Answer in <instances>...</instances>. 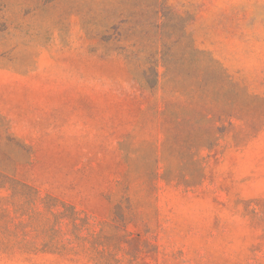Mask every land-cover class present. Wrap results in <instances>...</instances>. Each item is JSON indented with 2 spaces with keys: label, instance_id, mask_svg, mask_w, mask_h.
<instances>
[{
  "label": "rangeland",
  "instance_id": "374dc122",
  "mask_svg": "<svg viewBox=\"0 0 264 264\" xmlns=\"http://www.w3.org/2000/svg\"><path fill=\"white\" fill-rule=\"evenodd\" d=\"M125 49L170 50L156 55L158 88H141ZM217 65L229 82L212 101ZM196 77L199 102L223 109L210 149L171 143L164 125L163 101L183 103L178 86ZM3 174L94 230L128 197L136 257L113 249L115 264H264V0H0ZM0 264L93 262L13 246Z\"/></svg>",
  "mask_w": 264,
  "mask_h": 264
},
{
  "label": "trees",
  "instance_id": "16d2710c",
  "mask_svg": "<svg viewBox=\"0 0 264 264\" xmlns=\"http://www.w3.org/2000/svg\"><path fill=\"white\" fill-rule=\"evenodd\" d=\"M125 57L131 65H135V77L144 90L153 91L159 87L158 57L170 55V50L150 51L125 49ZM144 54L146 65H136V61ZM135 59V64H134ZM168 65V64H167ZM164 64L165 77L170 68ZM140 66V67H139ZM138 67V68H137ZM139 69V70H136ZM222 67L215 66L212 85V96H208L197 77L193 84L181 82V95L185 96L181 104L176 98H165L163 101L165 111V129L169 131L168 139L179 147L183 144H193L199 148H211L217 141V133L221 130L216 124L221 118L223 109H214L205 106L201 99L216 101V95L220 91L219 86L229 82L228 75L224 74ZM167 76V77H168ZM171 85V90L176 88L173 78L165 80ZM221 84V85H220ZM225 115H229L225 114ZM176 177V176H175ZM169 181L173 176H162ZM192 179V178H191ZM185 176L182 183L186 186L193 184ZM0 188H4L8 194L0 196V229L9 234L33 233V238H16L0 240V247L8 249L17 246L27 251H41L51 253L84 252L88 260L93 264H115L119 261L113 253V249H122L125 254L134 260L135 236L126 231V224L133 217L131 203L128 197L117 201L113 207L110 221L101 223L98 230L90 227L89 217L77 210L71 203L46 192L41 195L40 190L17 178L14 174L0 176ZM126 243V250L121 244Z\"/></svg>",
  "mask_w": 264,
  "mask_h": 264
}]
</instances>
